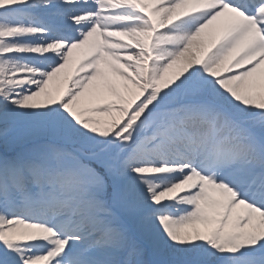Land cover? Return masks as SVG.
I'll return each instance as SVG.
<instances>
[{
  "label": "snow or ice",
  "instance_id": "obj_1",
  "mask_svg": "<svg viewBox=\"0 0 264 264\" xmlns=\"http://www.w3.org/2000/svg\"><path fill=\"white\" fill-rule=\"evenodd\" d=\"M0 264H264V0H0Z\"/></svg>",
  "mask_w": 264,
  "mask_h": 264
}]
</instances>
